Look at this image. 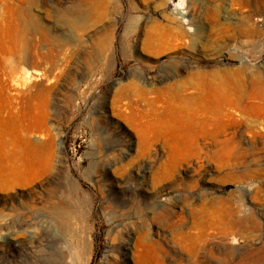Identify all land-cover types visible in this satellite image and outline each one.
<instances>
[{"label": "rangeland", "instance_id": "1", "mask_svg": "<svg viewBox=\"0 0 264 264\" xmlns=\"http://www.w3.org/2000/svg\"><path fill=\"white\" fill-rule=\"evenodd\" d=\"M0 264H264V0H0Z\"/></svg>", "mask_w": 264, "mask_h": 264}, {"label": "bare ground", "instance_id": "2", "mask_svg": "<svg viewBox=\"0 0 264 264\" xmlns=\"http://www.w3.org/2000/svg\"><path fill=\"white\" fill-rule=\"evenodd\" d=\"M181 15V14H180ZM34 74H36L35 72H34ZM212 85V84H211ZM209 83L207 84V88L209 89V91L206 93V94H208L209 96H211L212 98H215V99H217V100H220V101H223L222 99H221V97L219 96V94H217L216 93V91H217V89L216 88H214L213 86H211ZM220 88V87H219ZM218 88V89H219ZM224 90H225V88H224ZM224 93V92H223ZM225 94V93H224ZM204 97V96H203ZM225 97V96H224ZM202 98V97H201ZM232 100H234V99H232ZM230 100H227V102H229ZM226 102V103H227ZM231 105V104H230ZM251 107H253L252 109L254 110L255 108H254V106H250V107H247V110L248 109H250ZM255 111V110H254ZM201 131V130H200ZM193 132V131H192ZM198 135V134H197ZM194 137V136H193ZM196 137V136H195ZM194 137V138H195ZM30 148V147H29ZM35 154V153H34ZM33 154V155H34ZM205 216V215H204ZM209 217V216H208ZM209 219V218H208ZM203 222V221H202ZM207 223V222H206ZM210 223V222H209ZM208 224V223H207ZM202 226V225H201ZM234 239H236V238H234Z\"/></svg>", "mask_w": 264, "mask_h": 264}]
</instances>
